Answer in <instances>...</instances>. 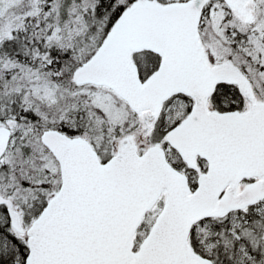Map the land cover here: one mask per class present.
Returning <instances> with one entry per match:
<instances>
[{"label":"snow or ice","instance_id":"6c2138e0","mask_svg":"<svg viewBox=\"0 0 264 264\" xmlns=\"http://www.w3.org/2000/svg\"><path fill=\"white\" fill-rule=\"evenodd\" d=\"M0 264H264V0H0Z\"/></svg>","mask_w":264,"mask_h":264}]
</instances>
